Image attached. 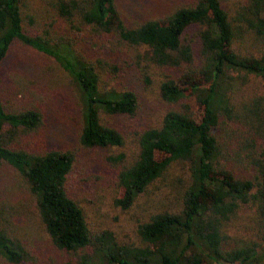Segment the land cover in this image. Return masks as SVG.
I'll return each instance as SVG.
<instances>
[{"label":"trees","instance_id":"1","mask_svg":"<svg viewBox=\"0 0 264 264\" xmlns=\"http://www.w3.org/2000/svg\"><path fill=\"white\" fill-rule=\"evenodd\" d=\"M222 1L193 0L127 26L116 0H0V66L16 43L52 59L79 95L84 148L121 147V131L100 115L132 117L139 101L131 89L104 86L110 61L78 53L77 40L91 35L113 52L142 47L150 67L181 71L163 74L159 95L168 107L158 127L138 135V154L127 162L123 155L111 158L122 163L115 177L122 209L173 164L189 167L180 211L139 224L138 245H120L111 232L91 233L67 191L74 154L14 148L22 133L41 128L44 115L36 106L11 112L0 100V167L18 172L33 214L58 250L89 249L79 257L83 264H264V95L242 89L250 78L264 87V0H242L234 13ZM229 158L248 171L236 174ZM248 205L256 208L261 241L227 232ZM9 218L0 206V257L21 264L29 255L8 229Z\"/></svg>","mask_w":264,"mask_h":264},{"label":"rangeland","instance_id":"2","mask_svg":"<svg viewBox=\"0 0 264 264\" xmlns=\"http://www.w3.org/2000/svg\"><path fill=\"white\" fill-rule=\"evenodd\" d=\"M241 1L223 0L222 6L234 13ZM192 2L116 0L121 18L127 26H134L145 19L162 18L178 6ZM74 46L84 56H93V59L100 56L110 61L106 73H103L104 86L131 89L138 97L139 109L132 117L100 115L104 124L121 131L123 145L108 149L80 146L81 103L75 88L52 59L16 43L0 66V100L11 112L36 106L44 115V120L38 131L22 133L12 146L33 153L71 151L75 159L67 191L83 210L91 233L111 232L120 245H138L139 224L147 222L159 212L180 211L182 193L190 183L189 167L182 163L173 164L162 178L139 194L129 208L122 209L116 205L119 190L115 185L116 172L122 163L112 162L111 158L123 155L124 162H127L138 154V135L146 127H158L168 107L159 95L163 74L176 76L181 71L150 67L145 59V48L121 45L113 52L91 35L77 40ZM242 89L248 95H264V87L258 79L250 78ZM190 103L194 106L193 101ZM231 158L229 162L235 173L244 174L247 166H238ZM30 203L18 172L3 164L0 167V206L10 215L8 229L28 252V259L21 264H83L79 257L89 249L78 253L58 250L45 234L36 214H33ZM255 214L254 205L243 206L227 232L236 239L260 240L262 234L259 236V229L255 227ZM0 264H6L1 257Z\"/></svg>","mask_w":264,"mask_h":264}]
</instances>
